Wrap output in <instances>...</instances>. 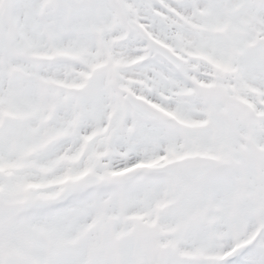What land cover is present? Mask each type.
<instances>
[{"label":"rangeland","instance_id":"1","mask_svg":"<svg viewBox=\"0 0 264 264\" xmlns=\"http://www.w3.org/2000/svg\"><path fill=\"white\" fill-rule=\"evenodd\" d=\"M128 18L187 58L179 75L126 29ZM258 36H264L263 0H0V196L27 204L19 220L0 231V264H193L190 254L199 264H225L233 245L255 234L247 259L264 264V122L248 133L232 103L239 94L257 111L264 106V97L244 88L264 94V74L254 60L264 62V54L247 47ZM234 49L244 55L234 58ZM210 58L223 69L234 64L239 73H224L220 81L216 74L195 77L199 86H191L193 71L205 69L202 59ZM129 92L186 122L219 112L211 114L213 122L227 133L234 125L241 129L263 149L260 162L242 165L245 147L208 135L216 125L189 143L179 132L182 124L135 118L124 100ZM106 151L117 154L114 163L103 164ZM166 153L169 160L214 155L222 167L180 195L173 181L137 170L148 164L144 157ZM226 155L233 158L227 164ZM121 164L130 172L112 177ZM237 165L250 198L236 190L216 200L206 196L208 184ZM82 193L77 205L41 211ZM166 202L172 205L165 210Z\"/></svg>","mask_w":264,"mask_h":264},{"label":"bare ground","instance_id":"2","mask_svg":"<svg viewBox=\"0 0 264 264\" xmlns=\"http://www.w3.org/2000/svg\"><path fill=\"white\" fill-rule=\"evenodd\" d=\"M204 15L205 17L204 18H207L210 16V11L208 10L207 12H204ZM201 25L199 26H195V31H200L201 30ZM204 29L207 31V32H210L209 34H215V33H211L213 32L214 30L209 27V26H205L203 25ZM234 35H237L236 33H234ZM242 55H244V53L239 50V49H234V58L235 56L238 58V57H241ZM261 58V57H259ZM256 62H258L260 64V67L261 69H259V71H257L258 74H264V62L261 60V59H254ZM234 62V61H233ZM235 63V62H234ZM208 67L213 69V70H216L217 68L212 65V64H208ZM231 67L234 68V72L235 74H238L239 73V68L235 67V65L233 64ZM194 75H197V76H205V73L201 72V73H193ZM240 75H241V72H240ZM252 86L251 85H247L246 89H250ZM60 90L62 91L63 89L60 88ZM225 91V88H222V92ZM242 109H241V112L237 115L240 119L239 123H240V126L242 125H245L246 126V129H247V132H251L255 129V127H257L256 125L259 123V122H262L264 120V115H261V114H256V113H253L249 110V107L247 106H244V105H241ZM219 113V112H216L215 110H208V111H205V113H202L203 114V117H199V118H188V121H189V124L188 123H184L183 125V128H180L179 129V132L183 133L184 137L188 138V142L189 143H192L193 141L194 142H198L201 137L203 138V135H204V138L207 137V134H202L201 131H214L212 130L215 125H216V129L214 132H212L211 134H208V135H211L212 137H220V136H223V140H224V136L228 137V140L231 138L232 141L231 143H234L235 141H237V145L239 147H245V148H242L240 153L247 157L248 158V162H245L244 164L242 165H245L247 167H251L253 165H255L254 163L252 162H255V163H259L260 160L258 159V155L262 154L263 153V149L260 148V147H257V146H254L252 145L251 143V140L249 137H246V135L242 132L241 129L237 128V126H233L234 128L232 129V131H229L227 133V131H223L222 130V127H221V123L220 125L216 122L214 123L213 122V118L211 117V114L212 113ZM220 120V119H219ZM195 128H198L197 130H195ZM200 129V130H199ZM238 137V138H236ZM187 142V144H188ZM251 144V145H250ZM246 145L250 146V149H247L246 148ZM252 148V149H251ZM233 154H231L234 159L237 161V164H241V161L239 160V158L234 154V149H231L230 150ZM117 156V154L113 151H106L103 153L102 155V158H103V161H104V165H109V164H112L114 163L112 161V158ZM164 158H167V156H165ZM229 158H231L229 155H226V164L229 160ZM233 159V158H231ZM120 160V159H119ZM159 160V159H158ZM157 160V161H158ZM252 161V162H251ZM121 163H123L122 161H120ZM120 162H117V163H120ZM231 164H234L231 162ZM240 165H237L236 168L235 166H230V170H234L232 172H230V174L228 175V177H216L214 179V181L210 182L208 184L209 186V189H210V185H212V188L209 190L208 189V192L206 193V196H210V199H213V200H216L218 197H222V196H227V195H230L231 192L233 190H236V191H233V193H237V192H242L244 191V193L242 192V197H247V198H250V195L252 194V191L249 189V186L246 182L242 181L241 179H239L238 177H236V170L238 169ZM264 168V166H263ZM259 190L261 189L260 187L258 188ZM231 200V198H230ZM73 203V201H72ZM71 203V204H72ZM213 208H215V206H213ZM108 230L110 231V236H107L106 238L107 239H111V237H113L112 235V230L110 229V227H107ZM243 247L244 244H242ZM234 252H231L232 256L235 255ZM106 254V253H104ZM106 257V255H104ZM188 257L187 258H190V260H194L193 261V264H199L200 262V259L194 255V254H190V255H187ZM207 258L206 257V260H201V261H206L207 262Z\"/></svg>","mask_w":264,"mask_h":264},{"label":"water","instance_id":"3","mask_svg":"<svg viewBox=\"0 0 264 264\" xmlns=\"http://www.w3.org/2000/svg\"><path fill=\"white\" fill-rule=\"evenodd\" d=\"M218 167L219 164H208L205 166L208 169L207 171ZM205 171L199 167L194 168L191 166L187 170H172V172L168 173L178 179V186L181 192H184L191 184L199 181L204 176ZM22 211V208L17 207L16 204H5L0 201V229L16 219Z\"/></svg>","mask_w":264,"mask_h":264},{"label":"snow or ice","instance_id":"4","mask_svg":"<svg viewBox=\"0 0 264 264\" xmlns=\"http://www.w3.org/2000/svg\"><path fill=\"white\" fill-rule=\"evenodd\" d=\"M75 199L74 195H70L69 198L64 201L62 204H54L50 207L42 209L43 212H55L60 208L67 206L68 204L72 203ZM253 252V247H247L239 251L237 254L230 257L225 264H251V262L247 259Z\"/></svg>","mask_w":264,"mask_h":264}]
</instances>
